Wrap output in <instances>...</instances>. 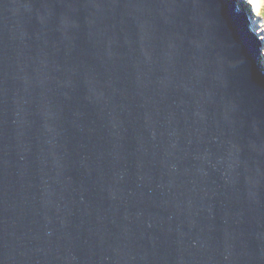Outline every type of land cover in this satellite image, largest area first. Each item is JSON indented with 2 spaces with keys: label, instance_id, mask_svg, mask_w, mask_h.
Here are the masks:
<instances>
[{
  "label": "water",
  "instance_id": "water-1",
  "mask_svg": "<svg viewBox=\"0 0 264 264\" xmlns=\"http://www.w3.org/2000/svg\"><path fill=\"white\" fill-rule=\"evenodd\" d=\"M0 264H264L239 0H0Z\"/></svg>",
  "mask_w": 264,
  "mask_h": 264
},
{
  "label": "rangeland",
  "instance_id": "rangeland-1",
  "mask_svg": "<svg viewBox=\"0 0 264 264\" xmlns=\"http://www.w3.org/2000/svg\"><path fill=\"white\" fill-rule=\"evenodd\" d=\"M258 5L256 8L250 0H239L243 10L246 11L251 19V26L255 34V38L259 43L264 57V0H257Z\"/></svg>",
  "mask_w": 264,
  "mask_h": 264
},
{
  "label": "bare ground",
  "instance_id": "bare-ground-1",
  "mask_svg": "<svg viewBox=\"0 0 264 264\" xmlns=\"http://www.w3.org/2000/svg\"><path fill=\"white\" fill-rule=\"evenodd\" d=\"M250 2L254 5V7L256 8V6L258 5L257 0H250ZM247 14V13H246ZM248 15V14H247Z\"/></svg>",
  "mask_w": 264,
  "mask_h": 264
}]
</instances>
